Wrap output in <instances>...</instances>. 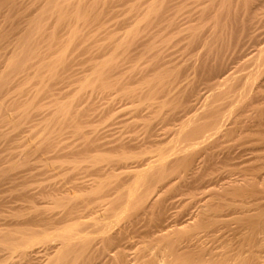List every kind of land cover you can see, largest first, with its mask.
Returning <instances> with one entry per match:
<instances>
[{
    "label": "bare ground",
    "instance_id": "1",
    "mask_svg": "<svg viewBox=\"0 0 264 264\" xmlns=\"http://www.w3.org/2000/svg\"><path fill=\"white\" fill-rule=\"evenodd\" d=\"M81 53L89 75L40 110ZM92 79L106 141L77 109ZM248 144L264 150V0H0V264H264L263 186L207 178ZM230 214L234 248L210 253L200 232Z\"/></svg>",
    "mask_w": 264,
    "mask_h": 264
},
{
    "label": "rangeland",
    "instance_id": "2",
    "mask_svg": "<svg viewBox=\"0 0 264 264\" xmlns=\"http://www.w3.org/2000/svg\"><path fill=\"white\" fill-rule=\"evenodd\" d=\"M119 19L120 20V18L119 17H115V19ZM114 18H113V20L112 21H114L115 20ZM117 21V20H116ZM186 21V22H185ZM184 22H185V25L184 26H187L188 24H190V22H187V20H185ZM181 23V22H180ZM182 23H183V21H182ZM184 24V23H183ZM183 26V25H182ZM182 28V27H181ZM116 29H120L119 27H117ZM122 29H125V28H123L122 27ZM154 29H156V27L154 28ZM81 54H82V56H81ZM80 54V57H79V55L78 56H76V58H75V56H72L71 57V62H70V64H69V66H72V67H70L69 68V66L65 69V74H63V75H65V77H64V79L63 78H61V79H59L57 82H55V87L57 88H55L54 86V89H53V87H52V90H53V92L55 93V94H52V93H50V92H48L47 94H45L44 96H42V97H40V99H38V101H39V104H40V106H42L43 105V103H44V105L42 106V107H39V109L40 110H42V111H45V109H46V111L47 110H51V109H53L52 108V106L51 105H49L48 103H49V101H48V99H53L51 96L53 95L54 96V98H56V97H59L60 96V98H62L63 97V99L62 100H65V99H67V98H69L68 96H72V95H74L73 93H74V89H72L73 87H76L75 85H77L78 84V82H76V84L75 85H70L71 83L70 82H72L73 81V78H74V81L73 82H75V80H77L76 79V76H77V78L79 77V75H80V77H82V76H88L89 75V71L87 72V68H84V65H82V67H81V63L80 62H78V61H81L82 60V58H87L88 56H90V55H85L84 53H81ZM78 59V60H77ZM75 60H76V62H78V63H76L75 64ZM73 61H74V63H73ZM83 61V60H82ZM84 63V62H83ZM72 64H74V65H72ZM78 64V65H77ZM79 64H80V66H79ZM87 65V64H86ZM86 67V66H85ZM87 67H88V65H87ZM83 69V70H82ZM69 70V71H68ZM81 70V72H79ZM77 71H78V73H80L79 75H77V74H75V73H77ZM63 72V73H64ZM70 72H73V73H70ZM85 72H87L86 73V75H84L85 74ZM71 74V75H70ZM73 74V75H72ZM75 74V75H74ZM70 77V78H69ZM62 80H64V81H62ZM62 81V82H61ZM63 83V85L65 84V83H67V84H65L64 86H62V84L61 83ZM65 82V83H64ZM69 82V83H68ZM57 83H59L58 85H57ZM94 83L96 84V82H94V80L92 79V82L89 84V87H87L86 89H85V91H88L87 93H86V96H84V98L82 99V101H80L79 103H78V105H77V109H79L80 111H82L83 109H87L88 107V105L90 104V106H89V108L91 107L92 109H93V111H91V112H89V119L91 120V118H93L92 120H94V122H93V125L94 126H96L97 128L99 127V134H101L102 133V131H103V133L105 134H101V135H103V136H101L100 135V138H101V140L106 136V138H104L102 141H106V140H109V138L111 139L112 137L111 136H115L116 135V133L115 132H117V129H116V131L114 130L116 127H118V124H115V122L114 123H112L113 121H111V119H106V118H104V120L103 119H101V120H98V111H99V109H97L98 108V106L96 105V103L97 102H100V103H102V101L103 102H106L107 100H97L96 99V95H95V93H91V85L93 86L94 85ZM73 84V83H72ZM68 86H71L72 88H71V90L70 89H68ZM95 86V85H94ZM61 87V88H60ZM65 88H67V89H65ZM93 89H94V87H93ZM93 89H92V91H93ZM68 90H70V91H68ZM52 92V91H51ZM61 93V94H57V93ZM89 92L91 93V94H93L94 96H92V95H90L89 94ZM68 93H69V95H68ZM49 94V95H48ZM56 95V96H55ZM65 95V96H64ZM47 96V97H46ZM49 96V97H48ZM89 96L91 97L92 96V98L90 99L89 98ZM86 97V98H85ZM89 98V99H88ZM45 100V101H44ZM93 100V101H92ZM95 100H97L96 101V103H95ZM37 101V102H38ZM43 101V103H40V102H42ZM92 101V102H91ZM88 102H90V103H88ZM84 103H87V104H84ZM94 104H95V106H94ZM49 106V109L47 108ZM84 106V107H83ZM43 107H45V109L43 108ZM81 107H82V109H81ZM95 109V110H94ZM97 116H95L94 114ZM91 114V115H90ZM92 114L94 115V117H91L92 116ZM91 117V118H90ZM119 117H121L122 119L124 118V117H122V116H120V115H118V118H117V120L119 119ZM97 120H96V119ZM121 118H120V121H121ZM108 121V123H107V121ZM37 121L38 120H32V121H28L27 123L29 124V122H30V124H31V126L29 125L28 126V124L27 123H25L26 124V126L29 128V127H32L33 125H34V123L36 124L37 123ZM96 121V122H95ZM106 123V124H108V125H106V124H104V122ZM101 123L102 124H104V125H101ZM22 124V127L20 128V126H19V128L20 129H22V131H23V128H26V126H24L25 124H23V123H21ZM96 124V125H95ZM115 125V126H113L114 128H112V127H110V125L112 126V125ZM106 125V126H105ZM117 125V126H116ZM105 126V127H104ZM7 127V130H5V128ZM104 127V128H103ZM106 127H109V129L111 128V131L108 129V128H106ZM27 128V129H28ZM4 132H5V134H8L10 137H16L17 139L18 138H21L20 139V143H22L21 141H23V140H25L26 139V136H27V139L29 138V135H30V133L28 132V130L27 129H25L24 131H23V134L25 133L26 134V132L27 133H29V134H27L26 136L24 135V137H25V139H24V137H23V139H22V137L20 136V135H22V132H20V133H15L16 131L14 130V132H13V129L12 128H10V126L8 125H4ZM102 129V131H100ZM105 129V130H104ZM108 129V131H106ZM9 130H11V132H9ZM27 130V131H26ZM85 130V129H84ZM6 131L8 132V133H6ZM21 131V130H20ZM115 133H113V132ZM12 132H13V134L14 135H11L12 134ZM101 132V133H100ZM107 132H112L113 133V135H112V133H111V135H110V133H107ZM8 135H6V136H8ZM108 135H110L109 136V138H108ZM64 136H65V138H64ZM73 136V135H72ZM72 136H70V134H69V132H66L64 135H63V139L64 140H62L64 143L63 144H65V143H67V144H70V143H72V144H76L75 146H77V142H79L80 140L79 139H76L77 141H75V138L74 137H72ZM69 138V139H68ZM74 139V140H73ZM70 140V141H69ZM101 141V142H102ZM18 143H19V140L17 141ZM75 142V143H74ZM80 143V142H79ZM66 145V144H65ZM249 145V144H248ZM247 145V147L246 148H249L248 150L247 149H245V145H242V146H239V145H235L234 147H233V152H235V156H233V158H232V160H229L228 161V164H219L218 166H216L214 169H213V171L212 172H210V171H208L207 172V178H213L212 180H213V182H212V185L209 187L210 189H212L213 191H214V189H216L217 191H219V188H221L220 186H227L229 183L230 184H239V185H243L244 184V181H246V180H248L249 178H251V180L252 181H254L257 185H259L260 187H262L263 189H264V160H255L254 158L255 157H257V156H263L264 157V150L262 149V150H259V151H253V153L252 152H250L251 151V149H253L254 147L252 146V147H250L251 145H249L248 146ZM74 145H72V147H73ZM74 146V147H75ZM239 146V147H238ZM67 147H71V144H70V146H68L67 145ZM72 149V148H71ZM240 149H241V151H243L242 153H241V151H240ZM255 149H258L257 147H255L254 148V150ZM247 151V152H246ZM248 152H250V153H248ZM234 155V154H233ZM252 155V156H251ZM246 158V159H245ZM239 161V162H238ZM241 161V162H240ZM259 161V162H258ZM245 162V163H244ZM257 162V163H256ZM262 163V164H261ZM8 164V165H7ZM11 164H13V163H11L10 161L9 162H5V164L3 163L2 164V166L3 167H6L7 168V166L8 167H10V166H12ZM223 167H222V166ZM224 165H225V167H224ZM5 168V169H6ZM21 168V169H20ZM24 167H19V169L18 170H22ZM217 168V169H216ZM222 168V170H220ZM260 168V169H259ZM227 170V171H226ZM211 173V176H210V174H208V173ZM218 172V173H217ZM222 172V173H221ZM224 172V173H223ZM229 173V174H228ZM215 174V175H214ZM225 175V176H224ZM229 175V176H228ZM253 175V176H252ZM209 176V177H208ZM212 176H214V177H212ZM219 176V177H218ZM215 178V179H214ZM243 178H245V179H243ZM255 178V179H254ZM217 179V180H216ZM232 179V180H231ZM61 180H62V178H61ZM262 180V181H261ZM235 183H234V182ZM240 183H239V182ZM6 182V183H5ZM3 185L1 186L2 188L0 189L1 190V193L2 194H0V196L1 195H3V196H1L2 198H4V199H6L7 201H9V202H11L12 200L11 199H9V198H12V196L10 197V194H12V193H10V192H8V191H10V190H7V188H8V182L7 181H2L1 182ZM217 185H216V184ZM219 183H220V185H219ZM7 184V185H6ZM34 184V185H33ZM36 184H38V183H29L28 184V186L29 185H32V186H29V188H30V190L32 189V190H36ZM215 184V185H214ZM223 184V185H222ZM225 184V185H224ZM261 184V185H260ZM5 186H7L6 188H4ZM216 186V187H215ZM219 187V188H218ZM215 190V191H216ZM3 192H6V193H3ZM12 192V191H11ZM14 193V192H13ZM8 194V195H7ZM14 195V194H13ZM222 195H224V196H222ZM221 196H220V198L218 199V201L219 200H222L223 199V201L225 200V199H227V198H229V194H222ZM225 195H226V198H223V197H225ZM13 202V201H12ZM220 202H222V201H220ZM12 203H10V204H8L9 205V207H11L12 205H11ZM17 204V203H16ZM11 205V206H10ZM57 206V205H56ZM56 206H54V205H52V207H54L55 209H57L56 208ZM182 206V205H181ZM181 206H178V208L177 209H179ZM183 208V206L180 208V209H182ZM179 209V210H180ZM184 209V208H183ZM182 209V210H183ZM8 210V209H7ZM6 210V211H7ZM194 211V209L192 208H190V212H192V211ZM173 211H176L175 209L173 210ZM181 211V210H180ZM23 212V211H22ZM22 212H21V214H22ZM27 211H25V213H26ZM14 212H12V216H11V214L9 215L10 217H13L12 219L8 216V214H7V218H6V220L8 221L9 219H10V222H12V221H14L15 220V218H14V214H13ZM25 213H23V214H25ZM193 213V212H192ZM22 216V215H21ZM235 216H237L238 217V215H236V214H230V215H227V216H224V217H222V219L220 218L219 220L220 221H222V223H221V229H224V230H221L220 229V226L216 229L217 230V232L216 233H214L213 235H215L214 236V238L212 237L213 235H211V238L209 237H207V235H206V232H204V233H202V232H200V236L202 237V239L204 240V242H203V240L201 241L202 242V245L205 247V248H207L208 249V251L210 252V253H214V251H215V253L214 254H219L218 252H220L221 253V251H223L224 249H222V245H223V247H224V245L226 244V243H228V245H230V246H226L227 247V249L226 250H228L229 249V247H230V249L229 250H232L233 248H234V241L232 242V240H233V238L232 237H234L235 238V234H234V232H236L237 231V228L239 227V223H237L238 222V220H237V217H235ZM27 216H23V218L21 219V220H23V219H25ZM230 217H233V218H231L232 220V222H233V224H232V222L230 223ZM20 218V217H19ZM227 218V219H226ZM236 218V219H235ZM226 219V220H225ZM235 219V220H234ZM5 220V221H6ZM234 220V221H233ZM7 221H6V223H7ZM224 221V222H223ZM236 221V222H235ZM9 222V223H10ZM231 224V226H227V225H230ZM238 224V225H237ZM236 225V226H235ZM238 226V227H237ZM234 227V228H233ZM7 228H9V227H7ZM227 228H229V229H227ZM4 229H6V227H0V230H3V232H4ZM208 229V228H207ZM207 229H205V231H208ZM236 229V230H235ZM215 230V231H216ZM211 231H212V229H211ZM219 231H220V234H219ZM223 231H225V232H227V233H225V232H223ZM232 231H233V234H234V236H231V240H229L230 239V235H229V233L231 234L232 233ZM2 232V231H1ZM5 232H6V230H5ZM221 232H223V233H221ZM229 232V233H228ZM208 233V232H207ZM225 233V234H224ZM1 234V233H0ZM204 234H205V236H204ZM218 234H219V236H218ZM222 234L225 236V237H227V239L225 240L224 238H223V236H222ZM226 234H228V235H226ZM232 234V235H233ZM220 235H221V239H223L222 241H221V239H220ZM228 236H229V238H228ZM258 236V239L260 238V244H261V246H262V244L264 243V239H262V236H261V234H259V235H257ZM260 236V237H259ZM205 237V238H204ZM206 238H208L207 240H206ZM217 238H218V240H217ZM209 239H211V241L209 240ZM208 241H210V242H208ZM226 241V242H225ZM229 241H231L232 242V244H229ZM216 242V243H215ZM230 242V243H231ZM208 243V246L207 245H205V244H207ZM223 243V244H222ZM220 244V245H219ZM219 246H221L220 247V250L221 251H218L219 249ZM232 246V247H231ZM214 247V248H213ZM217 247V248H216ZM262 248H263V251H264V244H263V246H262ZM216 250H217V252H216ZM129 251L130 250H127V252L129 253ZM126 252V253H127ZM131 252V251H130ZM132 253V252H131ZM233 253V252H232ZM130 254V253H129ZM129 258V257H128ZM12 260V259H11ZM11 260L9 261V263H11ZM15 260V259H14ZM16 261V260H15ZM15 261H12L13 263H15Z\"/></svg>",
    "mask_w": 264,
    "mask_h": 264
}]
</instances>
